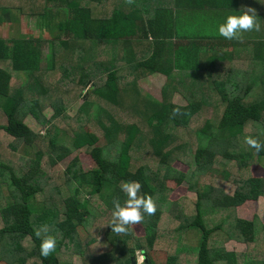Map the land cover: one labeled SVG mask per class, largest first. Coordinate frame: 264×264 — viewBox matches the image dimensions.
<instances>
[{
    "label": "trees",
    "instance_id": "trees-1",
    "mask_svg": "<svg viewBox=\"0 0 264 264\" xmlns=\"http://www.w3.org/2000/svg\"><path fill=\"white\" fill-rule=\"evenodd\" d=\"M20 1L55 36L42 68L27 37L0 34V264H70L69 255L82 264H137V251L138 264H182V255L185 264H264V222L236 213L264 194V177L250 174L252 164L264 167V151L244 143L247 135L264 140V32L253 29L239 40L217 33V23L243 7L264 21V0H114L111 8L98 7L105 0ZM15 20L0 4V25ZM155 72L166 77L159 100L138 89L139 78ZM176 91L184 104L169 100ZM27 115L42 132L26 124ZM180 132L192 142H177ZM82 147L94 168L84 170L75 154L53 170ZM174 179L194 194L189 212L168 198ZM123 181H139L156 204L140 222L143 236L106 225L112 201L126 199ZM224 182L234 184L231 194ZM165 214L178 222L167 235L158 226ZM45 226L57 245L42 257L35 232ZM100 234L109 249L90 255L87 246ZM170 236L186 239L188 255L156 249ZM229 239L245 251L226 249Z\"/></svg>",
    "mask_w": 264,
    "mask_h": 264
},
{
    "label": "rangeland",
    "instance_id": "rangeland-1",
    "mask_svg": "<svg viewBox=\"0 0 264 264\" xmlns=\"http://www.w3.org/2000/svg\"><path fill=\"white\" fill-rule=\"evenodd\" d=\"M20 3H21L20 0L1 1L0 3L1 5L9 6L13 10L16 16V20L11 23L0 25V34L5 38L6 37L7 38L19 37L21 35H24L25 37H27L31 46H36L39 48L41 55H42L41 67L44 68L47 65V63H49L51 60L48 46L50 44V41L52 39L54 40L55 31H53L52 29H49L48 27H45L44 24L41 23L40 19H38L37 17V13H34L32 10H30V7L32 8V5H30V7L28 4L20 6ZM105 3L106 5L104 7H102L103 4L98 7L99 8H111L114 5V0H105ZM114 15L115 17L119 16V14L116 11H114ZM258 24L259 26H261L259 28V32L263 33L264 32V21L261 20L260 22H258ZM106 50H107V47H106ZM165 79L166 77L160 73L155 72L152 74H147L139 78L138 80L139 88L138 89L141 94H144V96H149V97L159 100L161 99L162 88L164 86ZM21 80L23 81V75H21ZM17 83L18 82H14V84H17ZM191 96H193L194 98H197V93L195 91H192ZM128 97L129 96H127V98L123 96L122 99L127 101L129 100ZM169 100L176 104H184L186 102L185 98L177 91L171 95ZM80 102H81V99L76 98V100L71 104L70 106L71 108L69 109V112L71 115L74 114ZM211 109L212 107H209V113L207 114V117L211 115L210 114ZM127 111L124 112L126 113V116H125L126 118H128L129 116V113ZM51 113H52V110L50 109L49 106L43 108V114L46 116V118H49L51 116ZM0 117H1L0 122H4L5 121L4 116L1 115ZM25 122L34 131L36 132L43 131L41 126L30 115H27L25 117ZM149 123L154 124V123H157V121L155 119H150ZM140 127L142 128V131H141V138L137 140L139 144H141V142L143 141L146 125L140 122ZM182 133L183 132L179 133L177 142H184V143L192 142L193 137L191 136V134L189 133L182 134ZM176 134L178 135V132H176ZM66 139L70 140L69 137H67ZM181 153L183 155H186L184 150H182ZM75 154L79 157L81 167L84 170H88V169L95 167V164L92 158L86 151V147H82L78 149L77 151H74L73 153H71L69 156L65 157L59 163H57L53 167V170H60L61 168H63L68 162V160ZM173 165L176 168H180L181 170H186V167H187L186 164L181 163L179 159H174ZM250 172H251L250 174L253 176L264 177V167L259 166L257 163L251 165ZM167 185L170 187V192H169V197H168L169 200H176V199L182 200L185 210L189 212V210L191 209V201L193 202V199H194V194L188 190L187 183L182 180L174 179V180H169L167 182ZM223 187L228 194H231L234 190V184L230 182H224ZM236 213L239 217L245 218V219H252L254 215H257L258 218L262 222H264V194H262L255 200H247L243 204L236 207ZM167 215L168 214H165L163 216V218L161 219V222H159V225H158L159 230L162 233H165V235H167L171 231V229H173L178 223L177 220L176 222L169 223L171 220L170 219L166 220ZM129 226H130L132 233L135 236H139V237L143 236L144 228L140 223L135 224V225H129ZM100 227L96 229V232L97 231L100 232L99 230ZM168 240L170 241H167L165 238L160 239L159 244H156L155 246L156 249L157 250L160 249L159 251L172 250L171 252L176 250V251L181 252V254H186L185 252H187L186 255H188V251L184 249L186 245H183V243L185 244L186 239L183 238L182 240L183 243H181V241L179 240L173 241L174 237L170 236ZM223 246L228 250H237L239 252H244L246 249L243 243H240L232 239L224 241ZM108 249H109V243L105 240V238L101 234L97 235L96 240L91 242L87 246V251L88 253H90V255H98L100 253L105 252ZM62 250L65 252H69L67 249H62ZM191 255L193 254L191 253ZM135 257H136L135 261L137 264L142 262L143 257L140 255L138 251L136 252ZM67 260L70 262V264H82V259L80 258L79 255H69L67 257ZM179 260H181L182 264H185L186 262V258L184 255L180 256ZM187 260H189V262L191 263L193 260L192 256H189Z\"/></svg>",
    "mask_w": 264,
    "mask_h": 264
},
{
    "label": "clouds",
    "instance_id": "clouds-1",
    "mask_svg": "<svg viewBox=\"0 0 264 264\" xmlns=\"http://www.w3.org/2000/svg\"><path fill=\"white\" fill-rule=\"evenodd\" d=\"M253 29L258 30L259 24L256 10L251 7L228 13L217 23L218 35L226 40H239L244 32ZM244 143L256 153L264 151V140L252 135L245 136ZM119 187L126 199L123 203L118 199L112 201L111 218L106 225L116 234H127L129 225L139 224L145 214L151 216L156 212V204L151 195L141 193L139 181H123ZM35 235L40 238L39 253L42 257H47L56 249L57 239L48 233L46 226L37 229Z\"/></svg>",
    "mask_w": 264,
    "mask_h": 264
},
{
    "label": "crops",
    "instance_id": "crops-1",
    "mask_svg": "<svg viewBox=\"0 0 264 264\" xmlns=\"http://www.w3.org/2000/svg\"><path fill=\"white\" fill-rule=\"evenodd\" d=\"M184 41L188 42L189 40H188V39H184L182 42H184ZM188 43H189V42H188Z\"/></svg>",
    "mask_w": 264,
    "mask_h": 264
},
{
    "label": "water",
    "instance_id": "water-1",
    "mask_svg": "<svg viewBox=\"0 0 264 264\" xmlns=\"http://www.w3.org/2000/svg\"><path fill=\"white\" fill-rule=\"evenodd\" d=\"M132 262H133V263H135V260H134V258H133V257H132Z\"/></svg>",
    "mask_w": 264,
    "mask_h": 264
}]
</instances>
